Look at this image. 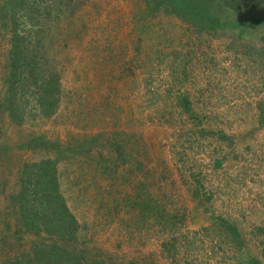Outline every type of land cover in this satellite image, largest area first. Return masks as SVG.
Wrapping results in <instances>:
<instances>
[{
	"label": "rangeland",
	"instance_id": "obj_1",
	"mask_svg": "<svg viewBox=\"0 0 264 264\" xmlns=\"http://www.w3.org/2000/svg\"><path fill=\"white\" fill-rule=\"evenodd\" d=\"M12 33L59 96L0 111V264H264V0H0V75Z\"/></svg>",
	"mask_w": 264,
	"mask_h": 264
},
{
	"label": "trees",
	"instance_id": "obj_2",
	"mask_svg": "<svg viewBox=\"0 0 264 264\" xmlns=\"http://www.w3.org/2000/svg\"><path fill=\"white\" fill-rule=\"evenodd\" d=\"M31 39L30 35L24 33H12L8 39L10 48L7 51V63L3 66L4 72L0 75V85L2 88L0 111H3L2 114L6 113L9 121L14 124L21 123L24 117V102L31 101L33 107L40 110L38 113L41 117H48L56 107L58 100L56 96H59V83L56 70H53V66L49 67L47 65L48 61H46L44 54L36 52L34 47V50H27L26 44H30ZM34 41L33 45L30 44L31 46L36 44L37 38ZM40 163L44 164V162ZM35 165L31 166L36 167V169L39 168V165ZM24 174L27 178H31L33 175L32 170L27 166L25 167ZM34 214V211H29L26 216L32 219ZM51 216L55 220L52 228H46L48 226L38 227L34 224V228L29 227L28 229L37 232L47 231L50 236L56 235L58 238H63L66 235H70L68 230H66V228L70 227L71 234H73L74 230L72 231V228L74 223L72 217L66 212L63 205H61V208H54L51 211ZM33 219L35 220V217ZM231 230L233 229L231 228ZM48 248L46 252L41 250L40 252L50 258L56 254V250L61 252L53 246Z\"/></svg>",
	"mask_w": 264,
	"mask_h": 264
}]
</instances>
